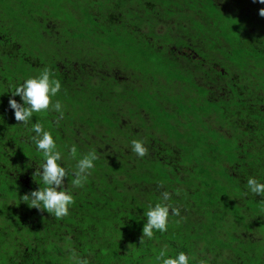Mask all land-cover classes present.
Wrapping results in <instances>:
<instances>
[{
	"label": "trees",
	"instance_id": "1",
	"mask_svg": "<svg viewBox=\"0 0 264 264\" xmlns=\"http://www.w3.org/2000/svg\"><path fill=\"white\" fill-rule=\"evenodd\" d=\"M261 8L0 0V264H73L71 249L89 264H161L151 259L165 248L189 264H264V196L246 186L250 177L264 183ZM45 67L61 81L53 100L63 119L50 109L18 124L11 91ZM38 121L62 166L75 169L92 149L100 157L61 220L22 200L43 186L33 176L44 163L31 140ZM134 139L146 156L131 150ZM163 191L180 216L170 213L167 231L141 244L145 212Z\"/></svg>",
	"mask_w": 264,
	"mask_h": 264
},
{
	"label": "clouds",
	"instance_id": "2",
	"mask_svg": "<svg viewBox=\"0 0 264 264\" xmlns=\"http://www.w3.org/2000/svg\"><path fill=\"white\" fill-rule=\"evenodd\" d=\"M259 3L264 4V0H259ZM259 15L264 17V8L259 10ZM60 90L61 81L54 78L52 70L48 67H45L38 76L28 78L15 86L14 90L11 91L13 98L9 100V107L14 110L18 124L27 126L34 113L45 112L50 109L59 113L57 121L63 119L64 109L61 102L53 100ZM15 96H20L23 103L18 102L14 98ZM31 130L35 133L31 140L38 151L42 152L44 158V163L36 168L33 176H40L43 186L31 191L30 194L23 195L22 200L27 202L29 207L36 208L41 212L47 211L57 220H61L69 214L70 206L75 203L72 189L81 188L85 185L91 175V170L95 167L94 162L100 157L96 150L92 149L77 161L75 169L66 168L60 163L63 159L62 153L57 149L52 133L46 131L39 121L32 124ZM131 150L141 158L148 154L144 140H132ZM69 156L71 159L77 158L75 145L71 146ZM66 177H74L68 181L67 186H65ZM246 186L256 196H264V183L259 182L255 177L248 178ZM158 187L163 188L164 182L161 181ZM177 195H179V190H177ZM170 200L171 193L163 191L160 201L154 206L151 204L148 206L145 212L147 222L143 226L140 238L141 244L144 243L145 238L152 239L155 231H167L170 213L172 216H180L181 209L170 203ZM70 251L69 258L73 264H89V261L79 257L74 249ZM166 253L167 248L160 251L156 257L161 264H189V256L183 251L174 258L166 257ZM198 264H209V262L201 259Z\"/></svg>",
	"mask_w": 264,
	"mask_h": 264
},
{
	"label": "rangeland",
	"instance_id": "3",
	"mask_svg": "<svg viewBox=\"0 0 264 264\" xmlns=\"http://www.w3.org/2000/svg\"><path fill=\"white\" fill-rule=\"evenodd\" d=\"M150 250L152 251V253H154L153 254V256L155 255V252H156V248L153 246L152 248H150ZM151 261L152 262H156V261H158L157 259H156V257L154 256L152 259H151Z\"/></svg>",
	"mask_w": 264,
	"mask_h": 264
}]
</instances>
